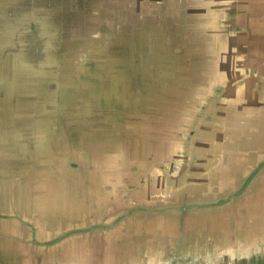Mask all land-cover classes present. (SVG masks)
Here are the masks:
<instances>
[{
  "label": "crops",
  "instance_id": "1",
  "mask_svg": "<svg viewBox=\"0 0 264 264\" xmlns=\"http://www.w3.org/2000/svg\"><path fill=\"white\" fill-rule=\"evenodd\" d=\"M10 8L65 81L28 129L0 89V264H264V0Z\"/></svg>",
  "mask_w": 264,
  "mask_h": 264
},
{
  "label": "rangeland",
  "instance_id": "2",
  "mask_svg": "<svg viewBox=\"0 0 264 264\" xmlns=\"http://www.w3.org/2000/svg\"><path fill=\"white\" fill-rule=\"evenodd\" d=\"M31 15V14H30ZM5 17L4 23V39L5 44L3 47H0V58L1 59H8L11 56L13 57L14 54H18L19 57L17 60V72H11L8 70L7 66L2 67L0 69V89L2 98L7 101L5 104V119L10 118L11 120H19L14 124L18 126H10L7 127V130L10 131L13 127L19 129H28L26 126L27 124L31 123L30 119L34 118L35 112L32 109V104H45L47 108L50 109V113L48 114L46 119H55L62 117L63 112L60 108V102L58 101V95L53 93L54 85L62 84L65 79L62 77L61 74H57L56 72H47L46 70L50 68V63L45 61L46 56L45 48L39 45L37 41V35L26 34L29 32L30 27H26L24 31L17 32L14 30V24L20 23V25H24L29 21H26L28 18L27 13H18L14 11L12 8L5 10V14L0 12V19ZM19 21V22H18ZM26 21V22H25ZM1 25V21H0ZM13 29V30H12ZM13 54V55H12ZM62 55V52H61ZM57 65V69L60 70L61 63L57 62L55 64H51V66ZM56 69L54 68V71ZM52 75V76H48ZM248 80L245 81V86H251L252 82L249 80V83H246ZM47 83V87L50 90L49 95H45V87L43 83ZM54 82V83H53ZM34 88V90H33ZM228 98L229 95H228ZM11 102V103H10ZM16 103L18 109L12 111L9 108V105ZM58 111H55V109ZM10 111H7V110ZM40 113V112H39ZM57 118V119H56ZM60 125L59 123H57ZM58 127V126H57ZM191 130V128H189ZM12 133V132H11ZM25 138V137H24ZM26 148L27 145L22 146ZM171 150V147H169ZM172 153V152H170ZM162 160V159H161ZM172 164L174 160H164L165 163ZM133 166V165H131ZM128 175L125 178V185L133 187L137 186V183L141 180L142 175L134 174ZM134 177V178H132ZM145 176L143 175V179ZM121 185L122 191L125 193L126 186Z\"/></svg>",
  "mask_w": 264,
  "mask_h": 264
}]
</instances>
